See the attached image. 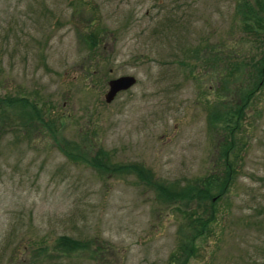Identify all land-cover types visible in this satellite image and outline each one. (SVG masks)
<instances>
[{"label":"rangeland","instance_id":"obj_1","mask_svg":"<svg viewBox=\"0 0 264 264\" xmlns=\"http://www.w3.org/2000/svg\"><path fill=\"white\" fill-rule=\"evenodd\" d=\"M259 5L0 0V264H264V86L216 199L225 221L179 251L190 191L223 162L222 114L243 103L233 63L264 51L245 27ZM125 73L135 84L107 101Z\"/></svg>","mask_w":264,"mask_h":264},{"label":"trees","instance_id":"obj_2","mask_svg":"<svg viewBox=\"0 0 264 264\" xmlns=\"http://www.w3.org/2000/svg\"><path fill=\"white\" fill-rule=\"evenodd\" d=\"M259 6L261 8L263 7L262 10L264 11V6ZM253 21L257 25L258 30L253 29L252 25L245 27L249 30H253L259 37H264V16L257 13L253 16ZM92 43L95 45L97 42L92 41ZM233 64L240 65L237 70L240 72V77L244 74L243 78L241 77L242 79H237L234 89V91L238 93V98L239 94L241 95L239 100L243 101V103L239 105V107L235 105L229 106L222 114L223 118H226V136L224 137L225 140L222 142L221 148L223 150V162L220 165L221 168H218L217 172L213 171L211 173V178L203 180L204 182L199 183L190 191V199H195L194 203L196 202L197 204L196 207L191 208L190 211H188L189 227H187V231L181 236L182 240L179 246L181 255H184V252H188L186 255L198 254L199 246L195 242L196 239L212 233V224L214 227L215 224L225 221V216L221 214L220 217L218 214V208L215 205L216 199L219 196L221 198L222 194L228 190L234 180L235 173H238L241 167L240 165L243 163L246 145L239 136L241 120L244 117L243 109L247 107L248 103L253 100L255 94L264 86V51L259 53L257 57H252L248 61H235ZM18 101H20V98H18ZM35 113L41 119L39 108H37V111L35 108ZM220 188L221 190H219ZM263 209L264 204L260 207V211ZM263 222L264 219L259 221L260 224H263ZM65 236L66 235L60 236L59 241H61V243H65L69 248L81 246L79 241H69L70 239ZM190 236H192L193 242L191 241L190 244H184V241L189 240ZM192 238L190 240H192ZM61 243H59L60 246ZM250 258L254 262L258 261L256 255H253L254 259L252 257ZM184 261V257L179 259V263L181 264H183Z\"/></svg>","mask_w":264,"mask_h":264},{"label":"water","instance_id":"obj_3","mask_svg":"<svg viewBox=\"0 0 264 264\" xmlns=\"http://www.w3.org/2000/svg\"><path fill=\"white\" fill-rule=\"evenodd\" d=\"M136 78L133 74H122L117 77L111 78L108 81V91L106 93L105 99L110 101L115 94L123 89L128 88L132 84H134Z\"/></svg>","mask_w":264,"mask_h":264}]
</instances>
